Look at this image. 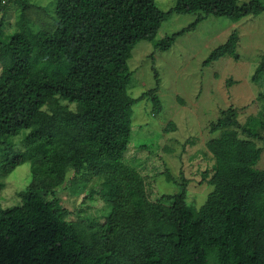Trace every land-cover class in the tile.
<instances>
[{"label":"trees","instance_id":"obj_1","mask_svg":"<svg viewBox=\"0 0 264 264\" xmlns=\"http://www.w3.org/2000/svg\"><path fill=\"white\" fill-rule=\"evenodd\" d=\"M263 11L262 0H177L169 10L156 0H57L53 31L26 25L0 35V141L29 130L24 149L6 145L0 171L33 161L34 175L20 204L0 207V264H264L263 109L242 122L230 106L210 123L222 133L207 142L215 163L204 178L214 187L200 207L184 178L178 192L152 200L150 181L123 160L135 103L148 98L163 110L158 73L156 87L129 92L135 45L154 41L175 13L196 20L157 41L161 50L209 16ZM238 42L233 30L204 65L239 58ZM263 73L264 57L253 79ZM258 99L264 106V93ZM70 173L102 180L85 198L99 192L111 210L90 229L69 220L57 196Z\"/></svg>","mask_w":264,"mask_h":264},{"label":"rangeland","instance_id":"obj_2","mask_svg":"<svg viewBox=\"0 0 264 264\" xmlns=\"http://www.w3.org/2000/svg\"><path fill=\"white\" fill-rule=\"evenodd\" d=\"M247 0H240L244 2ZM264 2V0H262ZM177 0H156L163 10L175 6ZM57 0H0V35L3 39L24 26L33 31L50 30L56 26ZM196 20L194 14H173L164 22L154 41H139L129 59L132 80L129 92L139 97L157 86L163 110L155 113L153 103L145 98L134 105L132 136L123 160L136 167L150 181L149 197L161 199L163 194L180 190L179 182L189 180L188 201L200 207L213 189L205 173L215 163L207 142L221 135L211 132L210 123L217 120L230 106L239 109L244 122L264 106L258 99L264 93V73L256 80L253 75L264 57V11L240 21L226 16H209L194 30L177 36L169 50L155 46L157 41L188 27ZM233 30L238 31L239 58L225 57L204 65L212 50L225 42ZM230 78L236 82L228 85ZM69 104L78 110L77 104ZM47 108H50L48 106ZM29 130L10 135L0 141V160L6 157V145L24 149V138ZM264 169V150L257 164ZM33 161L17 166L11 173L0 171V207L22 202L21 192L33 180ZM102 180L82 174L76 179L72 173L57 190L61 203L70 212L68 219L90 229L106 217L111 206L97 192L94 199H86Z\"/></svg>","mask_w":264,"mask_h":264}]
</instances>
